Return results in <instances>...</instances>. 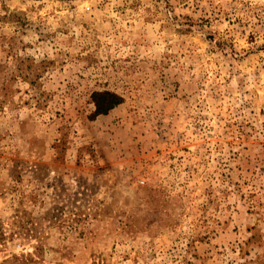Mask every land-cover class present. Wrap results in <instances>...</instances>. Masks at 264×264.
I'll list each match as a JSON object with an SVG mask.
<instances>
[{"label": "rangeland", "instance_id": "obj_1", "mask_svg": "<svg viewBox=\"0 0 264 264\" xmlns=\"http://www.w3.org/2000/svg\"><path fill=\"white\" fill-rule=\"evenodd\" d=\"M0 236V264H264V0H0Z\"/></svg>", "mask_w": 264, "mask_h": 264}, {"label": "trees", "instance_id": "obj_2", "mask_svg": "<svg viewBox=\"0 0 264 264\" xmlns=\"http://www.w3.org/2000/svg\"><path fill=\"white\" fill-rule=\"evenodd\" d=\"M92 99L94 103L95 115L108 112V110H110L122 101V98L119 94L110 90L94 91L92 93Z\"/></svg>", "mask_w": 264, "mask_h": 264}]
</instances>
